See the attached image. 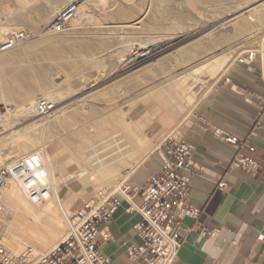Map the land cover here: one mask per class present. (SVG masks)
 <instances>
[{"label":"rangeland","instance_id":"374dc122","mask_svg":"<svg viewBox=\"0 0 264 264\" xmlns=\"http://www.w3.org/2000/svg\"><path fill=\"white\" fill-rule=\"evenodd\" d=\"M18 1L0 0L1 32L3 29L12 28L8 22H14L18 23L16 29H26L31 33V36L22 42V48L0 53L8 59L4 64H0V104L11 105L12 113H14L18 105L24 102L26 98L36 101L48 94L57 98V108L62 109L54 115L51 113L48 114L49 116L35 114L33 117L28 116L8 124L3 133L0 134V138H3L0 139V153L6 151V147L10 144V139L3 136L10 131L23 129L29 137L37 140L39 145L48 146L51 154L54 150L52 145L59 147L58 151L53 153L56 167L64 166L63 157H71L73 160L71 164L60 170L62 177L69 174L77 164H88L103 154L108 155V159L104 161L107 162L122 157L132 150L135 151V136L134 132L128 128L129 125H135L141 120H149L140 132L151 136L159 131L156 118L153 117L157 106L152 98H147L148 100L144 102L143 96L145 97L150 90L166 84L169 79L171 81H174V78L177 80V77L181 79V75L184 74L183 76H185L191 66H199L204 63L201 61H205L202 59L204 55V58L207 57L206 59H208L218 50L223 49L222 46H229L230 42L232 44L233 41L244 39L245 35L251 31L249 28H241L237 29L236 34H234L232 33L234 29L228 27V29H218L216 32L214 30L209 34L211 36L209 38L210 36L206 32H209V28L212 29L216 25L211 24L204 28L200 25L205 24V19L208 23L209 20L211 21L218 14L223 13L225 9H223L224 5L222 4H226L228 2H225L226 0L224 2L223 0H211V3L210 0H201L202 2L200 0H110V8L104 10L101 9L99 0H64L58 4L53 3L54 0ZM75 1L77 6L83 1L85 3L88 1V17L86 16L85 23L83 22L77 28L76 26H69L63 33H52L38 37L49 27L51 28L54 14L52 13V17L48 20L42 15L50 4L53 3L58 6L57 8H61ZM236 1L238 7H242V5L244 7V0ZM106 7L108 6L106 5ZM248 9L243 8L239 12V14L244 13L242 20H245L246 23H249L251 18ZM212 10L214 13L220 11L215 15ZM234 16H227L225 21ZM249 16L250 18H248ZM98 17L100 20L97 19ZM196 26H200L202 29L196 28ZM263 29L259 32L262 33ZM194 32L195 34H192ZM188 34L192 35L188 36ZM220 36L223 37L220 38ZM32 38L35 39L34 42H30ZM147 38H149V42L145 43ZM260 38L257 36L246 44H238L237 53L255 48L259 44ZM141 43L146 44V46L149 45L148 48L159 47L157 53L139 66L127 69L119 68V56L122 48H125L124 50L129 48L131 50H144L145 48H141ZM209 43L213 45H209ZM180 60H184V64H181ZM233 62L235 61L231 60L229 64ZM200 75L203 82L191 84L192 81H188L191 86L193 85L189 92H193L197 98L203 96L215 80L207 73ZM3 84L4 87L2 88ZM136 104L141 108H138L139 106L137 107ZM137 108L138 110H136ZM175 109L176 111L180 110L177 107ZM131 110L137 115V119H132V122L127 116L121 115L122 112ZM40 118L44 120L32 123ZM128 123L130 124L128 125ZM105 140L107 141L102 143ZM105 146L108 149L100 153L99 156L88 158V155H92L93 152L96 153ZM125 146L126 148H124ZM121 148L123 150H120ZM61 149H65V151ZM59 152L62 153L58 154ZM44 165L47 168V165ZM0 166H3L2 162H0ZM89 167L91 169L96 168V166ZM122 167L125 168L126 166ZM120 168L123 176L132 172L131 166H127L125 169ZM61 179L59 178L58 182L60 181L62 189L60 206L62 207L61 211L64 209L63 214L74 212L97 193L90 186L82 189V185L77 182L76 176L62 181ZM67 186H71L74 195L79 200L74 206H69L64 198L63 193ZM81 189L83 191H80ZM61 218L63 220L62 216ZM50 222L48 217L45 220L41 218L37 221L38 224L33 232L47 234L46 223ZM63 226L64 233L66 229L64 221ZM38 231L39 233H37ZM46 250L44 249V251Z\"/></svg>","mask_w":264,"mask_h":264},{"label":"crops","instance_id":"0c3cea01","mask_svg":"<svg viewBox=\"0 0 264 264\" xmlns=\"http://www.w3.org/2000/svg\"><path fill=\"white\" fill-rule=\"evenodd\" d=\"M189 116L178 114L168 125L160 122L157 136L151 135L158 138L171 130L172 139L191 147L189 202L198 214L181 220L183 243L170 264H264V80L257 68L231 63ZM230 135L238 139L237 145L224 140ZM163 142L129 174L131 186L142 187L158 170L166 154ZM248 146L254 147L252 153ZM237 153L258 162L255 175L230 167ZM63 194L69 206L78 203L71 186ZM140 203L138 194L122 199L97 236V249L106 258L102 264H150L143 256L130 261L126 252V244L140 242L134 230ZM130 204L132 210L126 212Z\"/></svg>","mask_w":264,"mask_h":264},{"label":"built area","instance_id":"2783aa9c","mask_svg":"<svg viewBox=\"0 0 264 264\" xmlns=\"http://www.w3.org/2000/svg\"><path fill=\"white\" fill-rule=\"evenodd\" d=\"M76 9V2L59 8L52 19L51 30L55 33L66 31ZM30 36L26 29H4L0 35V53L12 50ZM238 61L255 66L264 80V41L239 57ZM33 109L37 115H48L54 111L55 104L49 99L39 98L34 101ZM11 113V105L0 104V120ZM224 140L238 144V139L231 135ZM163 144L166 154L158 170L142 187L131 186L128 175L112 193H95L74 212L64 214L65 234L44 252L24 247L17 254L11 253L5 243L2 224L8 214L5 203L7 179L12 178L19 183L32 203H44L51 198L52 185L41 157L38 154L21 155L0 166V264H102L106 258L97 249V236L107 226L122 199L131 200L137 194L141 196V203L136 207L141 218L134 225V230L140 242L126 244L128 259L134 261L143 256L150 264H170L183 243L179 232L181 220L197 216L198 210L189 202L193 170L190 145L171 137ZM248 150L252 153L254 147L248 146ZM229 165L241 168L249 175H255L258 170V162L250 154L237 153ZM131 210L130 204L126 212ZM206 234L211 235V232Z\"/></svg>","mask_w":264,"mask_h":264},{"label":"bare ground","instance_id":"6f19581e","mask_svg":"<svg viewBox=\"0 0 264 264\" xmlns=\"http://www.w3.org/2000/svg\"><path fill=\"white\" fill-rule=\"evenodd\" d=\"M63 1L64 0H54L53 3L58 4V3H61ZM97 1H96V3H97ZM86 2L88 3V1H86ZM211 2L212 1L210 0V3ZM223 2H224V0H223ZM225 2H227V3L222 4V5H224L223 9H225V10H223V13L218 14V12L221 10V8L216 13H214V11L212 10L213 14H215V15L218 14V16L217 17L213 16L214 18L211 16L213 18L211 21L209 20L207 23L206 22L207 20L205 19V24L200 25L203 28L206 26H209L211 24L216 25L212 29L209 28L210 31L206 32V33L209 35L214 30H215L214 32H216V30H218V29H223V28L228 29V27L234 29V31H232V33H234V34H236L237 29H241V28L242 29H248L249 28V29H251V31L245 35L246 36L245 38L243 37L244 39H242V40L239 39V41H233L232 44H230L231 43L230 42L229 46H227V45L225 47L222 46L223 49L221 48V50H218V52H216L213 56L211 55L210 57H208V59H206L207 57L204 58L205 57V55H204L202 59H205V61L201 60L204 63H201L199 66L198 65L191 66L190 69L187 71V74H185V76H183L184 74L181 75L182 76L181 79L179 77H177L176 78L177 80H175V78L173 77L174 81H171L169 79V82L167 81L166 84L160 85V86H158L159 88L153 89L152 91L150 90V92H148V94L145 95V97L143 96L144 102H146L149 98H152L154 100L155 105L157 106L155 113L153 114V116H155L154 118H156L157 126H158V123H160V122L165 123L167 125L170 124V122L172 121L171 117L177 116L180 112L183 116H186V118H187V116H189L191 114L196 103L199 101V99L201 97H203V96H200L199 98H197L193 92L192 93L189 92V90L193 86V85L191 86V84H196L199 81L203 82V79L201 78L200 74L207 73L211 78H213V77L215 78V80L212 82V85L210 87H208L207 91H209L212 88V86L214 85V83L217 81V79L229 67V65H230L229 61H231V60L236 61V60H238L239 57L242 56L243 53H246L249 51V50H245L243 52L237 53V45L238 44H240V43L246 44L247 42H250L251 39L256 38L257 36L261 37L259 39V43L260 42L262 43L264 41V29L262 30V33L259 32L262 28H264V0H244V2H243V4H245L244 7H243V5H242V7H238L239 5L237 4L238 2L236 0H226ZM53 3L50 4L48 9H46L42 13L43 17L46 20L50 19L52 17L51 16L52 13L55 14L57 12V10L59 9V8H57L58 6L53 4ZM87 3H85V1H83V2L78 4L76 12L70 21V24H69L70 27L76 26V28H77V26L83 24L84 20L86 19L87 14H88ZM99 3H100V6H102L101 7L102 10L107 9V8L109 9L110 8L109 5H111L110 0L109 1L108 0H99ZM91 4H93V3H91ZM106 5L108 7H106ZM206 5H208V4H206ZM90 6H92V5H90ZM96 6H98V5H96ZM243 8H249L248 14H250V16H251V18H250V16L248 17V18H250L249 23H246L245 20H242V14H244V13L241 12V14H239V12ZM109 14H110V10H109ZM213 14H211V15H213ZM229 15L230 16L235 15V16L233 18L225 21L227 19V16H229ZM97 19L100 20L99 17ZM8 24L11 25L12 28H14V29L18 28V23H14V22L9 23L8 22ZM200 26L199 27L196 26V28L197 27L201 28ZM194 31L196 32V30H194ZM206 31H208V30H206ZM195 32L192 34H195ZM52 33L54 34L55 32H53L51 30V28L49 27L46 31L41 33L38 37L46 36V35L52 34ZM192 34H188V36H190ZM0 35H1V28H0ZM222 35H223V33H222ZM188 36H186V37L188 38ZM206 37H208V36H206ZM221 37H223V36H220V38ZM185 38H184V40H185ZM209 38H211V36ZM213 38H215V37H213ZM34 40L35 39L32 38L30 42H34ZM181 40H183V39H181ZM220 40H222V39H220ZM24 41H22V42H24ZM206 41H208V40H206ZM22 42H20L12 50L7 51V52L14 51L17 48H22L21 47ZM147 42H149V38H147V41H145V43H147ZM210 44L213 45L212 43H209V45ZM141 45L143 46V47L141 46V48H145V49L140 50V51L134 50V49L131 50L130 48L128 49L127 46L125 45L126 49H128V50H124L125 48L124 49L122 48L121 55L119 56V66L118 67L122 68V69L123 68L127 69V68H131V67L139 66V65L143 64L144 62L148 61L150 58H152L157 53L158 48H159V47H153V46H152V48H148L149 45L146 46V44H143V43H141ZM163 49H165V48H163ZM1 53H4V52H1ZM185 53H186V50H185ZM207 54L210 55V53H207ZM180 56H182V54H180ZM183 58H185V57H183ZM6 60H8L7 57L0 54V64H4V62ZM184 60L183 61L180 60V62H182L181 64H184L183 63ZM226 66H227V68H225ZM224 68H225V70H224ZM184 69H186V68H184ZM185 71H183V72H185ZM190 80L192 81L191 84L188 83V81H190ZM0 86H1V84H0ZM3 87H4V84H3L2 88ZM8 88L10 89V87H8ZM44 98L51 100L55 104V109L53 112H51L52 115L59 113L61 111L62 108L61 109L57 108V104H58V101L56 100L57 98H55L53 95H48V94L45 95ZM140 102H143V101H140ZM33 105H34V101H32L30 98H26V100L24 102H22L20 105H18V108L16 109V111L14 113H11L9 116L1 119L0 120V134L3 133L5 128L8 126V124H11L17 120L23 119V118L28 117V116L33 117L35 115ZM138 106L139 105H137V107ZM176 107L180 108V110L176 111V109H175ZM138 108H141V107L139 106ZM138 108L136 110H138ZM132 110H133V108H132ZM132 110L128 111V112L126 111L127 113L122 112V114H121L124 117L127 116L128 119L130 118V122H132V119H134V118L137 119V115L135 114L134 111L132 112ZM162 115L164 117H163L162 121H159L158 118ZM47 116H49V115H47ZM189 117L187 119H189ZM138 118H139V116H138ZM148 118H149V116H148ZM139 119H141V118H139ZM42 120H44V119L40 118V119L35 120L32 123H35L37 121L40 122ZM180 121L182 122V120H180ZM46 122H47V120H46ZM148 122H149V120H145V121L141 120L140 122H138L135 125L132 124L134 127L132 125H129L130 123H128V125H129L128 128H130L134 132L133 134L135 136V140H134L135 151L132 150L129 153L126 152L127 153L126 155H122V157L120 156L117 159L115 158V159L109 160L107 162H104V161L108 159V155L103 154V155H101V157H97V159L89 162L88 164H83V163L82 164L79 163V165L77 164V166L71 172H69V174H67L65 177H62L60 175V170H61V168L70 165L71 161H73V160L71 159V157L65 156V157H63V160L65 161L64 166L56 167L53 156H55L54 151L59 149V147H57V145L51 146L52 148H54V150H53L54 154L53 153L51 154L49 152L48 146L39 145L37 140H34L33 138L29 137L28 134H26L23 129L18 130V131H10L8 134H5L4 136L2 135L3 137L10 139V144L8 145V147H6V151L0 153V162H2L3 165H5V164L15 160L16 158H18L21 155H36V154H38L41 157L43 164L47 165V168H45V169H46V172L48 175V180L50 181V183L52 185V196H51V198L44 203L35 204V203H32L28 200V198L26 197V195H25L24 191L22 190L21 186L19 185V183L14 181L12 178L7 179L6 189H5V203L8 207V209L10 210V212L4 217L2 224H3L4 233L6 235L5 236L6 242L5 243H6L7 248L9 249V251L13 254H17L24 247H31L34 250H36L37 252H43L44 249L46 250L47 247H49L53 243H56L57 240L59 241V239H61L63 237V235L65 234V232L63 233V227H64L63 226V221H64L63 211H64V209L61 211L62 207L60 206V204L62 202L60 201V198H59V193L61 191L60 183L58 182L59 178H62V180H64V179H68L70 177L76 176L77 182H80L82 185V189H85V188L90 186L94 190H96L98 194L101 192L112 193L114 190H116L118 188V186L122 183V181L126 178V176H128V175L123 176V174L121 173V170H119L120 167L131 166L132 167L131 171L135 170L137 168V166H139V164L142 163L144 161V159H146L154 150H156L163 141H165L167 138L174 135L173 134L174 131H171V130L165 131L158 138L151 137V136L146 135L144 133L142 134L140 132V130H141V128L144 127V125L148 124ZM188 122H189V120H188ZM177 123H179V122H177ZM42 124H44V123H42ZM180 127H179V129H180ZM159 128H160V126H158V129ZM177 129H178V124H177ZM177 131L179 132V130H177ZM16 133H18V134H16ZM157 133L158 132H155L153 135L157 136ZM106 141L107 140H105L102 143H105ZM124 148H126V146ZM107 149H108L107 146L101 147V150H98L96 153L93 152L92 155H88V158L99 156L100 153L106 151ZM61 150L65 151V149H61ZM120 150H123V149L121 148ZM64 151H62V152H64ZM62 152H59L58 154H60ZM69 156H70V154H69ZM89 166H96V168L91 169ZM122 168H120V169H122ZM125 168H123V169H125ZM82 189L80 191H83ZM42 204H44V205L42 207H40ZM61 216L63 217V220H62ZM47 217L51 220L50 223H46L47 234H45L44 232H41V230H40L41 233H39V231L37 232L39 234L34 233L33 229H35V227L37 226V224H38L37 221L40 220L41 218H44V220H45V218H47ZM43 223H44V221H43ZM40 227H43V226H40ZM44 231H45V229H44ZM42 233H44V235H42ZM62 233H63V235H62Z\"/></svg>","mask_w":264,"mask_h":264}]
</instances>
